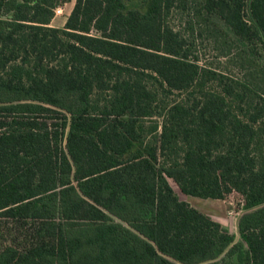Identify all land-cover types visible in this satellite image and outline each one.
I'll return each instance as SVG.
<instances>
[{"label": "trees", "instance_id": "1", "mask_svg": "<svg viewBox=\"0 0 264 264\" xmlns=\"http://www.w3.org/2000/svg\"><path fill=\"white\" fill-rule=\"evenodd\" d=\"M70 1L0 0V264H264V67L204 69L168 22L193 1L264 46V0H76L52 27ZM170 180L241 195L240 242Z\"/></svg>", "mask_w": 264, "mask_h": 264}, {"label": "rangeland", "instance_id": "2", "mask_svg": "<svg viewBox=\"0 0 264 264\" xmlns=\"http://www.w3.org/2000/svg\"><path fill=\"white\" fill-rule=\"evenodd\" d=\"M75 3L76 0H71L57 9L52 27L57 29L65 27ZM124 3L128 11H139L144 14L147 12L149 1L124 0ZM187 7L185 11L175 10L168 22L185 39L193 59L202 68L235 80H243L245 69L249 67L250 63L264 67V46L262 43L248 44L242 42L216 15L203 11V16H200L201 9L193 1H189ZM217 36L221 37H219L218 42H216ZM204 91H219L218 84L209 82ZM186 96L185 93H174L166 97L165 102H179ZM170 184L181 201L190 204L221 224L224 230L236 237V243L240 242L238 221L244 214V200L241 195L233 193L225 200H203L185 196L172 180H170ZM116 222L125 227L128 226L126 222L121 220L116 219ZM79 231L78 229L77 232ZM234 260L224 253L218 262L235 264Z\"/></svg>", "mask_w": 264, "mask_h": 264}]
</instances>
